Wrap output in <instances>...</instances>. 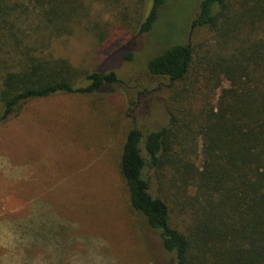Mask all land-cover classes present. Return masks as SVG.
<instances>
[{"label": "trees", "instance_id": "trees-1", "mask_svg": "<svg viewBox=\"0 0 264 264\" xmlns=\"http://www.w3.org/2000/svg\"><path fill=\"white\" fill-rule=\"evenodd\" d=\"M84 1L0 0V123L29 100L119 82L113 70L77 67L49 50L72 16L88 13ZM164 1L152 0L139 32ZM198 1L194 23L210 38L148 60L149 73L168 80L167 120L127 131L120 175L130 209L176 264H264V0Z\"/></svg>", "mask_w": 264, "mask_h": 264}, {"label": "rangeland", "instance_id": "rangeland-1", "mask_svg": "<svg viewBox=\"0 0 264 264\" xmlns=\"http://www.w3.org/2000/svg\"><path fill=\"white\" fill-rule=\"evenodd\" d=\"M151 2L85 0L88 13L72 16L49 50L77 67L113 70L119 82L29 100L0 123V264L25 256L42 264H176L130 209L120 156L131 127L147 132L167 120L168 80L150 74L148 60L211 33L194 23L198 0H165L151 29L139 32Z\"/></svg>", "mask_w": 264, "mask_h": 264}, {"label": "crops", "instance_id": "crops-1", "mask_svg": "<svg viewBox=\"0 0 264 264\" xmlns=\"http://www.w3.org/2000/svg\"><path fill=\"white\" fill-rule=\"evenodd\" d=\"M21 242V241H20Z\"/></svg>", "mask_w": 264, "mask_h": 264}]
</instances>
